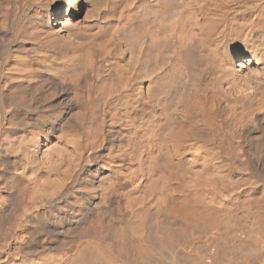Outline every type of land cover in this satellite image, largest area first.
Listing matches in <instances>:
<instances>
[{"label": "bare ground", "instance_id": "obj_1", "mask_svg": "<svg viewBox=\"0 0 264 264\" xmlns=\"http://www.w3.org/2000/svg\"><path fill=\"white\" fill-rule=\"evenodd\" d=\"M0 125V264H264V0H0Z\"/></svg>", "mask_w": 264, "mask_h": 264}, {"label": "rangeland", "instance_id": "obj_2", "mask_svg": "<svg viewBox=\"0 0 264 264\" xmlns=\"http://www.w3.org/2000/svg\"><path fill=\"white\" fill-rule=\"evenodd\" d=\"M0 128H1V125H0ZM2 128H3V126H2ZM1 142H2V137H1V133H0V146H1ZM24 143L25 142H22V143H17L16 145H6V146H4V148L7 150H9L8 152V156L7 157H5L4 155H2L1 153H0V193H2V192H4L5 190V187H3L2 185H3V183H7V182H9V181H12V180H10L11 178H12V176L14 175L13 173H15L16 171H20V169H22V165H20L21 163V160H23L24 159V157H25V159L27 160L29 157H30V159H29V162L28 161H26L25 159V161L26 162H28V163H36L34 160H35V158L33 157V155H30L29 157H27V153H25V150H26V148H28V146L30 145V144H28V143H26V145L25 146H27V147H24ZM28 144V145H27ZM13 147V148H12ZM30 147H31V145H30ZM29 147V148H30ZM11 148V149H10ZM262 148H263V146H262ZM258 149V150H261V152L262 151H264L263 149ZM24 149V150H23ZM24 151V154H23V151ZM258 152H260V151H258ZM263 153V152H262ZM34 158V160H33V158ZM31 158H32V160H31ZM33 164V165H34ZM36 165V164H35ZM35 165H34V167L33 168H35ZM18 169V170H17ZM14 171V172H13ZM13 172V173H12ZM13 174V175H12ZM12 175V176H11ZM255 177V179H252V178H254ZM9 178V179H8ZM7 179V180H6ZM20 179V181H16L13 185V190L17 193V195L19 194L20 196L23 194V193H25V196H27L28 194H26V193H29V191H30V187H29V183H26L27 182V180H24L23 179V181H22V179L21 178H19ZM19 179H17V180H19ZM253 180L255 183H253V185L251 184L253 181H248V180ZM6 182H5V181ZM9 180V181H8ZM259 180V181H258ZM262 180H263V182H262ZM250 183L249 184V186H248V182ZM247 181H246V185L244 184L245 182H238L237 183V185H235L236 187H238V185H240L241 183V185L240 186H244L242 189H250L251 188V191H252V193H251V191L249 190V196H250V199H253L254 200V198H256L257 197V195H258V197L257 198H259L258 199V202H260L261 200V198H262V201L264 202V197H259V195H261V196H264V193H262L263 191H262V189H263V186H264V177L263 176H258V175H254V176H252V177H250V178H248L247 179ZM257 181H258V183H257ZM26 183V184H25ZM244 184V185H243ZM258 184V185H257ZM261 184H262V187H261ZM27 185V186H26ZM239 186V187H240ZM251 186V187H250ZM258 186V187H257ZM28 187V188H27ZM253 187V188H252ZM257 187V188H256ZM261 188V189H260ZM255 189V190H254ZM4 190V191H3ZM260 190H261V192H260ZM18 191V192H17ZM254 191H255V193H254ZM258 192H260V193H258ZM22 193V194H21ZM62 193H64V192H62ZM254 193V194H253ZM250 194H252L253 196H256V197H253V196H251ZM23 196H24V194H23ZM66 197H67V195H66ZM253 197V198H252ZM256 198V199H257ZM262 201H261V203H262ZM260 203V204H261ZM263 204V203H262ZM261 204V206H263L262 208H263V210H264V204L262 205ZM6 227H3V231L4 230H6L5 229ZM230 231V230H229ZM228 231V232H229ZM7 231H4L3 233L4 234H7L6 233ZM234 232V231H233ZM232 232L230 231L229 233H227V232H225V236H226V238L224 237V240L226 239V242H230V241H232V239L230 240L229 239V241H227L228 239H227V237L228 238H234L235 237V240H233L232 242H230V243H227L228 245L230 244V245H233L235 248H237V249H242V248H244L245 247V244H244V242H243V240L241 239V238H239V239H237V237L235 236V235H238V234H236V233H232ZM231 234V235H230ZM245 237V236H244ZM240 240V242L242 241L243 242V244H241L240 242V244L241 245H243V246H241L239 243H238V241ZM4 241V240H3ZM2 241V243H5V242H3ZM236 242L242 247H239V245H235L236 244ZM1 243V244H2ZM233 243V244H232ZM205 245L203 244V245H201V248H203ZM207 246H205V248H206ZM205 248L204 249H202L201 251L203 252L204 250H205ZM208 248V247H207ZM206 248V249H207ZM206 251V250H205ZM210 250H209V248H208V250L206 251V252H209ZM206 252H204V253H206ZM203 253V254H204ZM219 255V254H218ZM218 259V258H217ZM220 259V258H219Z\"/></svg>", "mask_w": 264, "mask_h": 264}]
</instances>
